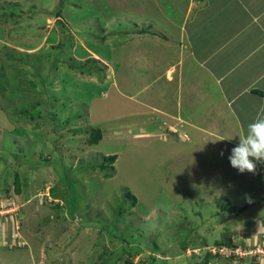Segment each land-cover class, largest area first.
<instances>
[{
  "label": "rangeland",
  "instance_id": "obj_1",
  "mask_svg": "<svg viewBox=\"0 0 264 264\" xmlns=\"http://www.w3.org/2000/svg\"><path fill=\"white\" fill-rule=\"evenodd\" d=\"M4 1L0 263L198 264L212 252V264H264V240L234 233L259 201L231 217L222 194L186 196L169 132L151 130L147 108L136 114L119 91L136 75L131 42L153 1Z\"/></svg>",
  "mask_w": 264,
  "mask_h": 264
},
{
  "label": "crops",
  "instance_id": "obj_2",
  "mask_svg": "<svg viewBox=\"0 0 264 264\" xmlns=\"http://www.w3.org/2000/svg\"><path fill=\"white\" fill-rule=\"evenodd\" d=\"M149 1L152 20L148 13L140 20L151 24L131 42L136 75H119V91L139 107L136 114L147 108L151 130L169 132L172 157L191 187L185 195L222 194L231 217L259 201L260 214L234 233L252 231L253 239L264 240V163L257 162L255 173L241 174L228 160L264 106V97L253 91H264V0ZM4 33L0 26V48H6ZM135 77L142 85L132 92L127 85Z\"/></svg>",
  "mask_w": 264,
  "mask_h": 264
},
{
  "label": "clouds",
  "instance_id": "obj_3",
  "mask_svg": "<svg viewBox=\"0 0 264 264\" xmlns=\"http://www.w3.org/2000/svg\"><path fill=\"white\" fill-rule=\"evenodd\" d=\"M220 155L223 156L224 153L221 152ZM228 160L231 167L241 174L255 173L257 162L264 163V106L258 111L254 121L247 126L246 134L239 138V143L231 149ZM246 201L253 202L247 195Z\"/></svg>",
  "mask_w": 264,
  "mask_h": 264
},
{
  "label": "trees",
  "instance_id": "obj_4",
  "mask_svg": "<svg viewBox=\"0 0 264 264\" xmlns=\"http://www.w3.org/2000/svg\"><path fill=\"white\" fill-rule=\"evenodd\" d=\"M59 16H60V14H59ZM253 91L255 93H257V94H259V95H261V96L264 97V91L263 90H261V89H253ZM90 134L91 135L88 138V143L91 144V145L96 144V143H99V141L103 138V129L100 128V127H96L95 129L92 130V132ZM117 157H118L117 155H109V156H106L105 159H106V161H108L110 163H114V161L117 159ZM16 186H17L16 190L18 192H21V189H20L21 184L19 182H17L16 183ZM127 196H128V198H131L132 199V201H133L134 204L137 203V197L131 191H128L127 192ZM226 242L227 243H230V241H228V240ZM217 254L218 253L213 254L212 252L206 253L204 260H202L198 264H212L211 263V259L213 257H215Z\"/></svg>",
  "mask_w": 264,
  "mask_h": 264
},
{
  "label": "built area",
  "instance_id": "obj_5",
  "mask_svg": "<svg viewBox=\"0 0 264 264\" xmlns=\"http://www.w3.org/2000/svg\"><path fill=\"white\" fill-rule=\"evenodd\" d=\"M222 247H225V246H222ZM220 250V253H223L224 252V250H225V248H223V249H219ZM251 249H248V250H246V253L245 254H253L251 251H250ZM238 252V250H234V254H239V253H237ZM253 256V255H252Z\"/></svg>",
  "mask_w": 264,
  "mask_h": 264
}]
</instances>
